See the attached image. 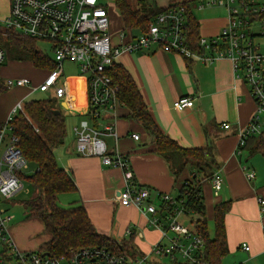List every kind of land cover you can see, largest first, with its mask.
<instances>
[{
  "label": "built area",
  "instance_id": "built-area-1",
  "mask_svg": "<svg viewBox=\"0 0 264 264\" xmlns=\"http://www.w3.org/2000/svg\"><path fill=\"white\" fill-rule=\"evenodd\" d=\"M111 2L114 1L10 0L8 12L0 18V27L48 42L52 55L43 54L51 57L55 65L38 84H33L28 77H5L0 83L7 89L25 87L28 93L34 90L49 92L61 105L66 103L67 92V84L60 83L63 63L67 60L77 62L85 79L84 114L90 120H81L73 126L76 151L81 155L98 156L103 165L121 169L123 184L118 201L124 206L138 208L148 225L159 231V237L148 252L135 255L115 252L102 245L84 246L63 254L42 249L21 250L15 246L8 226L11 214L7 200L23 188V169H28L29 163L19 147L12 120L23 110L26 94L0 122V264H207L200 257L204 247L203 233L193 222V225L185 223L186 220L191 222L185 198L168 192H157L156 197H152L150 188L136 181L127 153L108 150L103 136L116 137L114 123L104 121L99 125L98 120L105 119L118 106H126L117 95L113 62L123 52L144 51L155 46L204 62L222 57L230 59L235 75L248 86L255 103L246 126L239 131L237 146H243L249 136L260 134L264 125V51L259 49L260 43H255L253 36L264 35V2L256 5L255 0H198V8H225L227 22L217 35H199L197 50L188 43L186 15L181 4L156 14L142 31L132 33L122 27L115 35L118 41L114 42V35L109 31ZM258 23L260 32L255 34L252 28ZM4 60L5 51L0 46V67ZM173 104L176 108H185L192 106L193 99L183 95ZM221 125L229 127L227 122ZM130 136L139 138L136 132ZM245 169L246 178L254 179L255 171ZM208 179L217 194L224 182L222 172L214 170ZM258 199L264 205V198ZM132 232L127 229V233ZM262 233L264 238V226ZM240 247L250 250L247 242H241Z\"/></svg>",
  "mask_w": 264,
  "mask_h": 264
},
{
  "label": "crops",
  "instance_id": "crops-1",
  "mask_svg": "<svg viewBox=\"0 0 264 264\" xmlns=\"http://www.w3.org/2000/svg\"><path fill=\"white\" fill-rule=\"evenodd\" d=\"M154 1L164 7L174 0ZM197 2L194 1L192 12L198 21V34L217 35L227 22L225 8H198ZM8 8L9 1L1 17L6 15ZM112 39L118 41L116 36ZM117 61L131 74L151 116L163 133L184 147L212 148L216 164L211 171L220 170L224 182L217 194L213 192L208 178L201 182L205 212L212 218L217 202L231 201L230 209L225 214L227 246L229 251H243L234 264H251L255 258L264 260V205L258 199L264 198V155L250 152L254 141L250 139L247 142L259 134L249 136L243 146H237L239 131L246 126L255 103L248 86L235 75L231 60L222 57L204 62L152 46L144 51L123 52ZM2 68L3 64L0 67L1 80L13 77L5 71L2 73ZM40 69L41 81L47 69ZM82 93L83 100L78 102L67 96V87L66 103L63 104L67 107H62V111L65 115H74V110L77 112L79 107L76 115L79 118L71 125V142L64 139L59 147L54 148L58 164L72 176L77 186L76 191L70 192L74 194L73 202L84 206L98 232L121 240L129 238L131 233H127V229H132L133 245L138 242L142 248L135 245L136 248L148 252L159 237V231L147 226L146 217L138 208L124 206L118 201L123 184L121 169L103 165L98 156L81 155L76 151L73 126L85 119L84 106H81L84 104L85 90ZM183 95L193 99L192 106L176 108L174 100ZM129 113V108L120 105L105 119L98 120L99 125L104 121L115 125L116 137L103 136L108 150L127 153L136 181L150 188L152 197L155 198L157 192L176 194L181 181L191 175L192 169L186 167L175 176L169 162L155 151L151 135ZM223 122L229 123V127L223 128ZM132 132L138 133L139 138L133 139L130 136ZM261 133H264V125ZM245 167L255 171L254 179L246 178ZM9 231L15 246L21 250L36 249L49 238L47 235L40 239L37 233L29 240L23 225L10 226ZM241 242H247L250 250H243Z\"/></svg>",
  "mask_w": 264,
  "mask_h": 264
},
{
  "label": "trees",
  "instance_id": "trees-1",
  "mask_svg": "<svg viewBox=\"0 0 264 264\" xmlns=\"http://www.w3.org/2000/svg\"><path fill=\"white\" fill-rule=\"evenodd\" d=\"M8 1L10 7V0ZM113 1L119 10L122 27L132 33L146 29L153 17L167 7L183 5L188 43L193 50H197L198 21L192 12L195 0H174L164 7L158 6L154 0H149L148 3L145 0H134V5L131 3L132 0ZM36 42L37 40L32 37L0 27V46L8 50L11 59L28 60L34 66L47 70L53 68L54 61L38 50ZM112 69L114 81L118 84L119 99L129 108V115L141 122L151 135L155 151L169 162L175 176L186 167L192 169L191 175L181 181L176 193L177 198H185L191 222L203 233L204 247L200 255L201 260L207 264H222V258L229 252L225 214L230 209L231 201L223 200L214 205L212 215L214 233L211 237L208 235L201 188V182L210 177L214 171L211 169L216 164L212 148L184 147L163 133L151 116L131 74L116 60ZM5 90L7 88L0 83V93ZM12 124L19 138V147L32 167L29 174L22 175L24 181L26 180L35 190L33 197L23 202L25 216L38 217L43 230L49 235V238L36 249L63 254L71 249L102 245L115 252H124L126 249L132 255L144 253L133 245L132 233L129 238L118 241L98 232L81 203L65 207L57 204L59 194L74 192L77 186L72 176L58 164L54 154V148L61 145L66 136L65 114L54 96L26 100L23 110L14 115ZM249 140L254 141L250 152L264 155V133H260L257 138H249L247 142ZM184 181H188L186 185Z\"/></svg>",
  "mask_w": 264,
  "mask_h": 264
},
{
  "label": "rangeland",
  "instance_id": "rangeland-1",
  "mask_svg": "<svg viewBox=\"0 0 264 264\" xmlns=\"http://www.w3.org/2000/svg\"><path fill=\"white\" fill-rule=\"evenodd\" d=\"M149 0H145L146 3H148ZM264 2V0H255L256 5H260ZM114 2H111L110 4V21H109V31L115 36L116 32L122 28V21L120 18L119 10L118 8L113 4ZM131 3L134 5V0L131 1ZM8 0H0V18L5 13L7 9ZM198 11V10H197ZM259 26L260 24H255L252 28L254 30L255 34L259 33ZM255 39V43L259 44V49L261 51H264V35L256 34L253 36ZM36 46L39 51L42 53L52 55V50L49 47L48 42L43 40H37ZM5 51V60L3 62V68L2 73L5 71L7 75L13 76V77H28L32 80L33 84H38L40 82V78L42 75V70L36 66H34L30 61L28 60H14L11 59L9 56V52L7 49L4 48ZM5 74V73H4ZM60 83L67 84L68 87V94L67 96L73 99H77L78 102L80 99L83 100V91L85 90V79L84 74H82L79 70V66L77 62L74 61H65L63 63V74L60 79ZM9 91V90H7ZM27 94V95H26ZM26 95L24 98L23 96ZM47 96H51V93L49 92H43L39 90H34L31 93L27 92V89L25 87H13L9 93L7 94L5 91V94H0V121L4 120L7 116V112L10 109L11 106H13L18 100L23 98L24 101L33 99V98H44ZM59 107H64L65 105L61 104ZM83 107V104H81ZM67 107V106H65ZM74 110V115L72 114H66L65 115V124H66V136L65 141L71 142L73 138V133L71 129V125L75 124L74 122L77 120L76 115L78 114ZM86 120H90L88 116H85ZM59 147V146H58ZM25 175L29 174L32 170V167L29 166L28 169H23ZM23 188L17 192L12 198L7 200L9 212L11 214V220L8 222V226L16 227V225H23L24 229L26 230L27 239L31 240L34 238V234L39 233V238H45L48 233L43 230V225L41 220L38 217L35 216H25V207L23 205V202L32 198L34 195L35 190L31 187V185L25 180L23 181ZM74 194L67 192V193H61L59 194L57 198V204L60 206H69L74 204L73 202ZM207 216V230L208 235L213 236L214 233V223L212 218H209V214H206ZM186 224L193 225L192 222H189L186 220ZM148 226V223H146ZM14 225V226H13ZM46 240V239H45ZM120 240V239H117ZM137 245L138 247L142 248L140 244L137 242L134 243V246ZM136 247V246H135ZM142 250V249H141ZM124 252L128 255H130L128 250H124ZM242 250L238 251H229L223 258H222V264H234V261H236L240 256H242ZM246 253L244 252V255ZM247 255V254H246ZM239 256V257H238ZM164 259V258H163ZM167 259V258H166ZM11 262H8L10 264ZM251 264H264V260L261 258H255L251 261Z\"/></svg>",
  "mask_w": 264,
  "mask_h": 264
},
{
  "label": "water",
  "instance_id": "water-1",
  "mask_svg": "<svg viewBox=\"0 0 264 264\" xmlns=\"http://www.w3.org/2000/svg\"><path fill=\"white\" fill-rule=\"evenodd\" d=\"M59 110H56V112H58Z\"/></svg>",
  "mask_w": 264,
  "mask_h": 264
}]
</instances>
